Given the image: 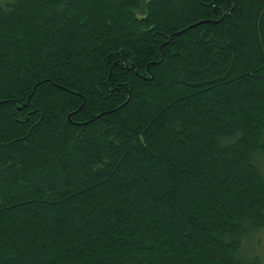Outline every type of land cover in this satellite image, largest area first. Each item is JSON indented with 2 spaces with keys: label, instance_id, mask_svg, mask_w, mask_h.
Returning a JSON list of instances; mask_svg holds the SVG:
<instances>
[{
  "label": "trees",
  "instance_id": "obj_1",
  "mask_svg": "<svg viewBox=\"0 0 264 264\" xmlns=\"http://www.w3.org/2000/svg\"><path fill=\"white\" fill-rule=\"evenodd\" d=\"M263 231L264 0H0V264H263Z\"/></svg>",
  "mask_w": 264,
  "mask_h": 264
},
{
  "label": "rangeland",
  "instance_id": "obj_2",
  "mask_svg": "<svg viewBox=\"0 0 264 264\" xmlns=\"http://www.w3.org/2000/svg\"><path fill=\"white\" fill-rule=\"evenodd\" d=\"M249 250L255 251V253H257L258 255H260L261 260L263 261L264 264V231L263 233L260 235V244L253 246V245H249ZM249 251V252H250Z\"/></svg>",
  "mask_w": 264,
  "mask_h": 264
}]
</instances>
